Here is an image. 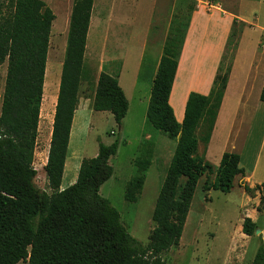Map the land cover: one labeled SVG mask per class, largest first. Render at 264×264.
I'll use <instances>...</instances> for the list:
<instances>
[{
	"label": "trees",
	"instance_id": "obj_1",
	"mask_svg": "<svg viewBox=\"0 0 264 264\" xmlns=\"http://www.w3.org/2000/svg\"><path fill=\"white\" fill-rule=\"evenodd\" d=\"M187 1L186 22L177 21L175 14L171 20L147 108L146 124L176 145L155 201L149 242L142 246L130 236L117 210L99 195L100 187L113 174L109 160L117 154L120 138L109 145L98 142L96 156L82 159L75 183L60 190L79 89L91 77L84 66V51L93 0H73L71 6L44 166L49 193L41 192L34 183L33 160L55 15L42 0H0V66L6 63L0 108V264H167L161 255L179 245L197 183L212 170L205 155L237 46L234 40L230 53L222 56L208 95L189 93L183 120L177 122L169 97L196 6L193 0ZM236 36L232 30L230 42ZM259 101L264 103V83ZM92 109L110 113L118 127L128 111L117 75L107 74L104 66L95 85ZM147 144V140L142 143L133 161L137 175L128 181L124 194L129 203L137 201L144 172L151 165L152 151ZM243 175L240 156L224 152L213 181L205 182L203 191L227 194L235 178ZM250 190L244 186L246 193ZM256 229L252 219H243V235L251 237ZM251 264H264L262 244Z\"/></svg>",
	"mask_w": 264,
	"mask_h": 264
},
{
	"label": "rangeland",
	"instance_id": "obj_2",
	"mask_svg": "<svg viewBox=\"0 0 264 264\" xmlns=\"http://www.w3.org/2000/svg\"><path fill=\"white\" fill-rule=\"evenodd\" d=\"M42 1L52 10L55 19L50 32L51 48H48L49 58L46 62L49 69L44 78L33 166L37 171L34 179L36 187L41 192L49 193L44 166L73 0ZM199 1L204 6L205 2L215 4V0ZM199 1L196 0V4ZM227 3L231 11L241 19L234 21L232 30L238 36L231 38V42L229 37L225 52L230 53L233 41H238L244 35L240 59H247V52L251 54L254 41L259 35V41L264 42V35H261L264 34V0H229ZM189 4L187 0H93L84 53V66L91 72V77L82 82V90H93L95 79L103 66L105 71H112L113 75H117L121 60L114 57L116 55H124L128 66L134 67L140 43L147 32L149 52L146 58L154 56L153 67L160 43L170 27L172 15H176L177 21L186 22ZM120 19L124 22L120 23ZM100 50L102 52L98 53ZM5 74L6 63L0 66V108ZM130 82L128 72L122 83L129 96ZM138 95L136 93L135 96ZM257 100L253 90L248 105L244 108H231L228 102L219 133L212 144L207 146L205 159L212 170L204 174L197 183L179 245L161 255L167 264H251L259 245L264 246V108L254 111ZM143 110V106L136 108L133 104L132 113L123 120L120 127L108 112L94 113L89 119L91 127L81 142H85V151L87 155H91L95 147H98V142L109 145L120 138L122 143L117 154L109 160L113 174L100 187L99 195L117 210L130 236L146 246L154 226L151 217L155 201L176 143L146 124ZM176 110L178 112V108ZM197 134L201 136V128ZM145 140L152 151L151 165L144 172L145 181L137 201L129 203L124 199L125 189L128 181L137 175L133 161L139 155ZM202 151L203 145L200 143L199 153ZM221 151L234 152L240 156L244 175L236 177L233 188L227 194L214 190L203 191L204 183L210 184L214 179ZM145 159L149 158L145 156ZM251 171L254 174L250 175L248 182V172ZM245 185L251 189L249 193L244 191ZM245 217L255 222L260 230L259 234L254 233L251 237L243 235L241 227Z\"/></svg>",
	"mask_w": 264,
	"mask_h": 264
},
{
	"label": "crops",
	"instance_id": "obj_3",
	"mask_svg": "<svg viewBox=\"0 0 264 264\" xmlns=\"http://www.w3.org/2000/svg\"><path fill=\"white\" fill-rule=\"evenodd\" d=\"M228 1L229 0H215V4L205 2V6L199 1L191 13L189 25L178 58V66L169 97V104L174 111V116L177 122L179 123H181L183 120L185 104L189 93L195 92L204 96L210 93L214 78L220 66L222 56L224 55L226 49L234 21L240 18L231 11L227 3ZM121 22L124 21L120 19V23ZM168 30L169 29H167V32L160 43L161 45L157 51L153 67L152 59L154 56L153 58L152 56H148V58H146L147 53L149 52V50H147L148 41L146 39L148 32L145 33L140 43L137 60L134 67L128 66V62L126 61L127 59H125L124 55L121 54L114 56L121 60L120 69L117 73V80L128 101V111L125 118L128 117L130 113H132L133 104H135L136 108L142 106L144 107L143 117L144 119L146 118L147 108L151 97V90L159 61L163 53ZM243 37L244 35H241L237 41L238 44L234 51L226 89L224 91L208 147L212 144L214 138L219 133L220 124H222L225 119L224 113L228 102H230L231 108H244L248 105L247 102L250 98V93L254 90V92H256V100L258 99L254 111L257 112L259 109L264 108V103L259 101V95L264 83V42L259 41V35V37H257V39L254 41V46L250 51L251 54L249 55L247 52V59L242 58L241 60L240 57L242 53ZM101 52L102 51L100 50L98 53ZM47 69H49V67H47ZM47 69L45 73L48 72ZM105 72L114 76L112 71ZM128 72L131 78L129 86V92L131 96L128 95V91L122 83L124 76ZM98 75L95 79L93 90L83 91L82 86H80L79 89V100L72 121L68 151L60 190H63L75 183L82 159L95 157L98 151V147H95L91 155H87L85 151V142H81L82 138L85 139V135L91 127L89 120L90 117L94 113H106L95 112L92 109L95 85ZM58 85L59 80L57 83L56 92L58 91ZM136 93L139 94L137 97L135 96ZM56 97L57 93L54 97V105L56 104ZM134 100L136 103H134ZM177 108L178 112L176 110ZM53 115L54 109L52 110L49 136H51ZM223 153L224 152L222 151L220 152L218 157L219 161ZM253 174L254 172L252 171L248 172V182H250L251 179L250 175ZM64 183H66V185Z\"/></svg>",
	"mask_w": 264,
	"mask_h": 264
},
{
	"label": "water",
	"instance_id": "obj_4",
	"mask_svg": "<svg viewBox=\"0 0 264 264\" xmlns=\"http://www.w3.org/2000/svg\"><path fill=\"white\" fill-rule=\"evenodd\" d=\"M259 233H260V230L256 229L255 234H259Z\"/></svg>",
	"mask_w": 264,
	"mask_h": 264
},
{
	"label": "bare ground",
	"instance_id": "obj_5",
	"mask_svg": "<svg viewBox=\"0 0 264 264\" xmlns=\"http://www.w3.org/2000/svg\"><path fill=\"white\" fill-rule=\"evenodd\" d=\"M54 53V52H53ZM51 55V54H50Z\"/></svg>",
	"mask_w": 264,
	"mask_h": 264
}]
</instances>
